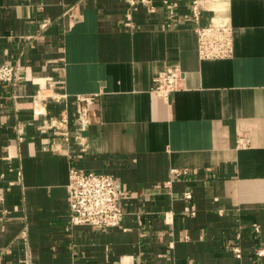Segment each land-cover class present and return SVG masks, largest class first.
<instances>
[{
    "label": "crops",
    "instance_id": "crops-1",
    "mask_svg": "<svg viewBox=\"0 0 264 264\" xmlns=\"http://www.w3.org/2000/svg\"><path fill=\"white\" fill-rule=\"evenodd\" d=\"M193 1L0 0V264H264V0ZM198 25L233 55L202 59ZM72 168L126 190L119 227L70 226Z\"/></svg>",
    "mask_w": 264,
    "mask_h": 264
},
{
    "label": "built area",
    "instance_id": "built-area-1",
    "mask_svg": "<svg viewBox=\"0 0 264 264\" xmlns=\"http://www.w3.org/2000/svg\"><path fill=\"white\" fill-rule=\"evenodd\" d=\"M131 6H136L146 0H127ZM199 0L192 3V11L196 21L200 19ZM170 7V5H169ZM198 49L202 59L229 58L233 55V32L226 26L198 25ZM17 66L8 63L0 67V80L14 85L17 79ZM186 81V73L180 66L169 67L161 71L154 79L153 91L167 100L171 93L180 90ZM38 94V100H40ZM82 105L79 114V130H84L91 122L90 110L95 96H79ZM42 100V99H41ZM70 120L62 115L56 121L55 128L64 131L68 140ZM69 204L70 226L88 225L98 229L109 230L119 227L126 216V210L121 201L126 190L121 188L114 175L95 171H81L72 168L69 172ZM190 195H187L189 197ZM238 256L240 250L236 249ZM257 256H264V249L259 248Z\"/></svg>",
    "mask_w": 264,
    "mask_h": 264
}]
</instances>
